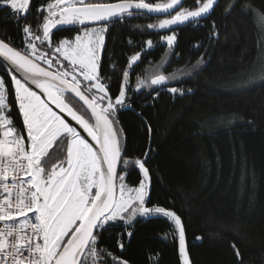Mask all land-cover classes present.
Wrapping results in <instances>:
<instances>
[{
	"label": "trees",
	"instance_id": "obj_1",
	"mask_svg": "<svg viewBox=\"0 0 264 264\" xmlns=\"http://www.w3.org/2000/svg\"><path fill=\"white\" fill-rule=\"evenodd\" d=\"M50 2L54 0H31L19 23L10 8H0V40L27 51L29 39L45 49L73 39L82 26L57 28L41 45L47 12L37 9ZM183 6L191 9L195 0H185ZM256 11L264 17V0H218L198 23L174 26L172 47L161 39L173 34L172 29L148 27L164 18L143 13L107 22L103 34V81L113 95L122 83L129 85L130 107L116 117L124 160L129 161L120 162L119 174L125 179L117 183V192L119 183L137 187L144 179L135 160H143L147 151L146 206L163 207L182 219L189 264H264V79L245 90L228 88L263 54ZM25 26L32 30L29 38ZM137 52L143 55L125 81L128 59ZM158 74L168 77L166 87L150 85ZM0 76L7 85L0 111L19 122L11 77L1 61ZM216 119H236V124L204 129ZM61 144L57 141L45 158L49 170H58L66 157ZM100 246L117 258L115 264H182L183 259L174 224L157 213L131 218V223L110 222Z\"/></svg>",
	"mask_w": 264,
	"mask_h": 264
},
{
	"label": "snow or ice",
	"instance_id": "obj_2",
	"mask_svg": "<svg viewBox=\"0 0 264 264\" xmlns=\"http://www.w3.org/2000/svg\"><path fill=\"white\" fill-rule=\"evenodd\" d=\"M215 2L195 0L189 9L183 0H54L37 9L42 15L47 12L41 45L57 26H82L74 40L64 39L45 49L29 39L27 51L0 40V57L7 62L11 89L27 133L26 140L15 135L12 120L0 115V127L5 128L0 133V189L7 193L0 197V264H110L109 257L115 264L117 258L100 246L103 233L117 219L131 223L136 212L168 218L179 234L180 256L186 258L182 219L163 207L146 206L147 151L143 160H135L144 179L137 187L119 183L117 194V183L125 179L119 174L118 162L129 161L124 160L116 117L121 109L130 107L126 103L129 85L122 83L118 94L113 95L103 81V34L107 22L114 19L162 14L166 18L148 27L172 29L173 34L161 37L172 47L176 41L174 26L198 23L210 14ZM4 7L12 10L19 23L30 11L31 0H0V8ZM23 33L32 35V30L25 26ZM148 44L152 46L151 41ZM142 55L137 52L129 57L125 81ZM167 82L163 74L151 79L152 86L164 87ZM6 88L5 78L0 76V90ZM168 91L175 94L178 89L169 87ZM3 107L0 92V109ZM55 141L66 145V157L58 170H49L45 158ZM119 247L123 250V243ZM119 264L127 262L119 260ZM182 264L189 262L182 259Z\"/></svg>",
	"mask_w": 264,
	"mask_h": 264
},
{
	"label": "rangeland",
	"instance_id": "obj_3",
	"mask_svg": "<svg viewBox=\"0 0 264 264\" xmlns=\"http://www.w3.org/2000/svg\"><path fill=\"white\" fill-rule=\"evenodd\" d=\"M256 21H257V23L259 25L260 34H261V52L263 51V54L261 56L262 58L260 57L259 60L257 59L255 65L248 72H246L242 76L234 79L233 82H231L228 85L229 90H232V91L245 90V89H247V88H249V87H251V86H253V85H255V84L259 83V82H261L264 79V56H263L264 55V17L257 11H256ZM72 26H79V25L57 26V27L53 28L52 31L57 29V28L72 27ZM91 27H99V25L98 26H91ZM42 32H43V28H42ZM81 32H82V29L80 30V32L78 34H80ZM76 35H74V38H75ZM29 37H31V35L27 34V38H29ZM74 38L71 39V40H74ZM98 56H99V53H98ZM0 92H2L3 100L5 101L4 91L0 90ZM0 115H4L5 116V113L2 112V110H1L0 111ZM5 117L7 118V116H5ZM235 122H236V119H230V120L216 119V120H213V121L206 122L203 125V127L206 130H218V129H221V128H225L228 125L229 126L234 125ZM4 130H5V128L1 127V133ZM15 135H16V133H15ZM0 138H3V137L0 136ZM56 142L57 141H55L53 144L49 145V148H51ZM61 145L63 146L64 151L66 153V145L65 144H61ZM117 194H119V189H118ZM145 195H146V192H145ZM140 215L141 214L139 212H136L134 215L131 216V218L135 219V218H137V216H140ZM147 216H149V215H147Z\"/></svg>",
	"mask_w": 264,
	"mask_h": 264
},
{
	"label": "flooded vegetation",
	"instance_id": "obj_4",
	"mask_svg": "<svg viewBox=\"0 0 264 264\" xmlns=\"http://www.w3.org/2000/svg\"><path fill=\"white\" fill-rule=\"evenodd\" d=\"M17 110V111H16ZM14 111L16 112V114L17 115H20V121L19 122H13V117L10 115V116H7V118L8 119H11L12 120V122H13V126L15 127V129H16V135L17 136H23L24 137V139L26 140L27 139V133H26V131L24 130V123H23V118H22V116H21V114H20V112H19V109H18V107H17V105H16V109H14ZM18 112V113H17ZM14 113V112H13ZM15 114V113H14ZM49 150H50V148H48V152H49ZM46 165H47V167L48 166H50V165H48V162L46 161Z\"/></svg>",
	"mask_w": 264,
	"mask_h": 264
},
{
	"label": "water",
	"instance_id": "obj_5",
	"mask_svg": "<svg viewBox=\"0 0 264 264\" xmlns=\"http://www.w3.org/2000/svg\"><path fill=\"white\" fill-rule=\"evenodd\" d=\"M217 1L218 0H216V2H215V5H216V3H217ZM184 2H185V0H183V5H184ZM143 14H147V15H149V16H151V17H154V18H166L164 15H162V14H148V13H143ZM209 15V14H208ZM207 15V16H208ZM206 17V16H205ZM202 18H204V17H202ZM201 18V19H202ZM0 61L7 67V62L4 60V58L3 57H0ZM19 75V74H18ZM150 85H151V80H150ZM166 85H167V83H166ZM166 85L164 86V87H166ZM152 86V85H151ZM34 87V86H33ZM154 88H162V87H159V86H153ZM36 91H38L39 92V90L37 89ZM82 103V102H81ZM73 124L75 123V122H72ZM76 127L78 128V130H80L82 133H83V130L82 129H79V126L78 125H76ZM83 135L84 136H86L87 134L86 133H83ZM90 139V138H89ZM119 142H120V140H119ZM119 165H120V162H118V165H117V168H118V171H119ZM139 169V168H138ZM183 259H186L187 261H188V258H187V256H186V258H183Z\"/></svg>",
	"mask_w": 264,
	"mask_h": 264
},
{
	"label": "built area",
	"instance_id": "obj_6",
	"mask_svg": "<svg viewBox=\"0 0 264 264\" xmlns=\"http://www.w3.org/2000/svg\"><path fill=\"white\" fill-rule=\"evenodd\" d=\"M3 195H7V193L3 192V189H0V197H2ZM15 195H16V192L13 191V196H15Z\"/></svg>",
	"mask_w": 264,
	"mask_h": 264
},
{
	"label": "crops",
	"instance_id": "obj_7",
	"mask_svg": "<svg viewBox=\"0 0 264 264\" xmlns=\"http://www.w3.org/2000/svg\"><path fill=\"white\" fill-rule=\"evenodd\" d=\"M1 128V127H0ZM0 133H1V131H0Z\"/></svg>",
	"mask_w": 264,
	"mask_h": 264
}]
</instances>
